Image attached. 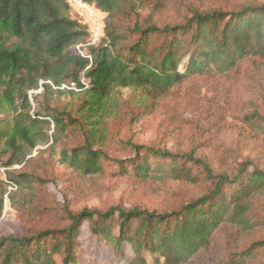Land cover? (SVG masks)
<instances>
[{
	"label": "trees",
	"instance_id": "trees-1",
	"mask_svg": "<svg viewBox=\"0 0 264 264\" xmlns=\"http://www.w3.org/2000/svg\"><path fill=\"white\" fill-rule=\"evenodd\" d=\"M84 1L107 14L104 39L90 49L92 65L86 71L88 61L74 46L85 43L87 33L70 16L65 0H0V218L5 199L13 202L17 192L39 183L13 168L24 167L51 138L62 144L81 137L79 146H63L58 154L60 164L81 176L105 173L104 163L110 161L116 177L133 173L140 179L206 182L210 189L162 213L120 207L72 213L65 208L62 228L1 237L0 264H56L57 259L76 264L84 223L120 261L190 264L225 227L237 235L253 228L247 219L253 201L264 196V172L243 167L233 176L215 174L193 153L134 145L133 158L110 160L98 146L101 127L119 109L120 91H141V103L160 100L194 76L225 75L249 57L264 59V3L194 11L180 24L159 27L152 21L139 23L141 0ZM83 73L86 89L80 82ZM5 112L12 114L9 125L1 119ZM124 244L131 247V259ZM263 247L264 241L253 242L225 264H247Z\"/></svg>",
	"mask_w": 264,
	"mask_h": 264
},
{
	"label": "rangeland",
	"instance_id": "rangeland-1",
	"mask_svg": "<svg viewBox=\"0 0 264 264\" xmlns=\"http://www.w3.org/2000/svg\"><path fill=\"white\" fill-rule=\"evenodd\" d=\"M262 3L264 0H141L138 21H152L159 27L175 25L194 11H232ZM143 96L141 91L131 90L117 94L119 109L101 127L103 137L98 145L110 160L125 162L133 158L134 145L173 154L193 153L215 174L233 176L243 167L264 172V59L249 57L225 75L194 76L160 100L141 103ZM11 116L5 112L1 119L9 125ZM81 143V137L65 139L62 144H54L51 138L52 149H47L50 144L38 147L24 167L13 168L39 183L16 191L13 202L5 199L0 238L62 228L67 224L65 208L72 213L82 209L103 212L111 207L162 213L210 189L206 182L191 185L169 179H140L133 173L116 177V165L110 161L104 163L105 173L81 176L60 164L58 155L63 146L71 148ZM247 220L252 229L237 235L233 231L229 234L230 228L225 227L214 235L212 246L190 264H225L251 243L264 241V196L253 201ZM77 242L76 264H128L127 260H118L101 238L92 235L87 223L82 225ZM123 251L128 259L133 257L128 244ZM56 264H61L59 259ZM247 264H264V247Z\"/></svg>",
	"mask_w": 264,
	"mask_h": 264
},
{
	"label": "built area",
	"instance_id": "built-area-1",
	"mask_svg": "<svg viewBox=\"0 0 264 264\" xmlns=\"http://www.w3.org/2000/svg\"><path fill=\"white\" fill-rule=\"evenodd\" d=\"M65 3L70 16L75 19L87 33V41L74 46L75 53L79 57L88 61V65L85 69L86 71L92 65L90 49L101 44L104 39L107 14L98 9L94 4L87 3L84 0H65ZM80 82L84 89L89 88V83L85 79L84 73ZM61 88L73 89L77 91L74 86H62ZM39 91V89L36 91H31L29 96L31 97V94H36Z\"/></svg>",
	"mask_w": 264,
	"mask_h": 264
}]
</instances>
